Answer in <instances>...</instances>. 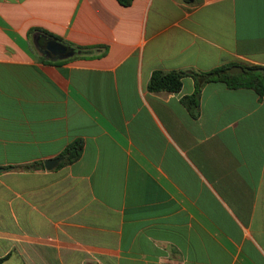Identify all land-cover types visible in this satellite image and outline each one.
I'll use <instances>...</instances> for the list:
<instances>
[{
	"label": "crops",
	"instance_id": "obj_1",
	"mask_svg": "<svg viewBox=\"0 0 264 264\" xmlns=\"http://www.w3.org/2000/svg\"><path fill=\"white\" fill-rule=\"evenodd\" d=\"M223 63L264 0H0V264H264V94L147 88Z\"/></svg>",
	"mask_w": 264,
	"mask_h": 264
},
{
	"label": "trees",
	"instance_id": "obj_2",
	"mask_svg": "<svg viewBox=\"0 0 264 264\" xmlns=\"http://www.w3.org/2000/svg\"><path fill=\"white\" fill-rule=\"evenodd\" d=\"M118 1L122 4H128L131 0ZM232 64L233 63H223L204 71L181 69L162 71L154 69L149 75L147 88L150 90H176L181 85V76L185 73H189L195 78L194 89L190 94L183 96L182 100L191 110L196 106V99L201 83L207 80L218 79L224 81L230 86H249L252 87L258 94H264V74L256 70V67L260 65L244 64L241 65V71L229 72L228 67ZM80 147L81 142L79 139H75L67 144L62 151L63 159L61 162H67L74 159L78 155Z\"/></svg>",
	"mask_w": 264,
	"mask_h": 264
},
{
	"label": "water",
	"instance_id": "obj_3",
	"mask_svg": "<svg viewBox=\"0 0 264 264\" xmlns=\"http://www.w3.org/2000/svg\"><path fill=\"white\" fill-rule=\"evenodd\" d=\"M48 47H50L51 49L53 50H56L57 48L60 47V45L56 42H52L50 44H48ZM39 51L41 53H44V54H47V51L44 50V49H39ZM70 53V52H69ZM242 70V66L240 64H232L228 67V71L229 72H237V71H241ZM256 70L260 71L261 73L264 74V66H258L256 67ZM60 158V156H56V157H52V158H49V159H46L44 161V166L45 167H49L51 165H53L54 163L57 162V160ZM3 167L0 166V170L2 169Z\"/></svg>",
	"mask_w": 264,
	"mask_h": 264
}]
</instances>
